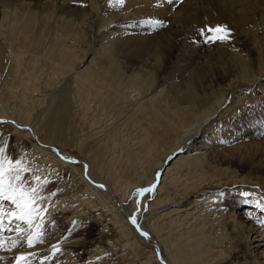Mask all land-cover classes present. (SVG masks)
<instances>
[{"label": "rangeland", "instance_id": "rangeland-1", "mask_svg": "<svg viewBox=\"0 0 264 264\" xmlns=\"http://www.w3.org/2000/svg\"><path fill=\"white\" fill-rule=\"evenodd\" d=\"M154 1L156 5H163L162 7H165L167 11L164 10L165 12L159 14L156 11H152L151 13L144 11H142L144 13H137L138 10H135L137 8H133L134 10H132L127 0H28L26 2L24 0H0V18L4 16V23L10 27L18 26L20 32H23L24 28L29 35L26 41L19 42L17 40L19 38L18 35L16 37L10 36L9 33L11 31L9 28L7 29L4 26H2L3 29L0 28V33L2 31L4 34L6 33V37H4L5 42H0L4 56V70L0 72V92L5 93L7 92L5 90L9 88L17 100L21 99L24 94L30 95L26 97L32 99L35 103H33L34 110L37 111L32 113L35 115V118L33 117L34 115L32 116L34 122L38 119L36 117L38 112H40V118L42 114L46 118L49 113L56 110L58 102L65 99L64 101L66 103L67 99L70 100L68 106H65L67 112L65 113V130L67 137H70L68 138L70 144L69 142H66L67 144L64 143V145L44 144L49 145V147L45 146V148L51 154H55L56 156L60 155L65 159L75 160L76 162L72 163L69 160L68 163L76 167L78 169L77 172L81 171L82 175L89 174L92 165L85 156V153H80L82 150L78 146L77 138H88L85 140L87 142H84L90 145L91 142L97 139L111 137L115 141L117 137L115 143L118 154V173L124 174L125 176L131 174L135 181H140L141 183L149 175L153 174L152 176L155 178L158 170L154 169V166L164 156L161 154L162 147H166L168 143L170 144L172 142L171 140L177 135L172 123L173 114H171L177 108L173 105L171 106V104L172 99L176 96L179 97L178 93L182 91H173L171 87L169 88L168 82L172 80L173 83L174 81H179L180 78L178 79L174 74L171 77L170 72L179 59L185 57L184 50L191 51L195 46L200 49L198 51L200 54H204L207 49L211 50L213 46L225 41V39L235 37L246 38L247 40L256 38L258 41L257 47H264V0H211L212 2L210 1L206 4L203 2L202 5L200 1L198 2L196 0ZM188 1H192L191 4L193 6L201 5L200 8H203L202 11L197 8L198 11H194V13L189 14L187 17L188 14L186 12L179 11L178 9H180L179 7L182 4L188 3ZM49 2L52 5H49ZM65 6L80 9L83 12L85 11L86 22L78 21L75 24L74 20H72L71 24L63 21L65 18L63 8ZM96 6V10L92 8ZM94 10L96 16L92 19ZM146 11L148 12V10ZM175 13H179V16L182 15V18L185 17V20L181 22L178 18H173ZM194 16L197 17L195 18ZM60 23L61 26L58 27ZM212 24L215 26H212ZM174 26L178 30H182L184 35L172 40V48L168 45L169 51L163 54L166 57L164 66L159 67L158 70H160L157 73H154L155 70H152L153 74L150 79L153 81L157 77V82L160 85L154 82L156 83L155 86L150 87L149 90L140 93V95L129 92L128 87L123 86L121 90L124 97H120V100H117V86L112 85V78L109 76V79L103 80L104 82L101 84V87L104 86L103 88L100 87V92L104 94L101 100L98 99L99 96L94 99L88 98L82 102L77 92L79 83L75 79L76 77H74V72L62 70L61 61L67 60L68 58L75 60L74 65L81 63L79 69L87 65L91 58H94L91 66L96 69L102 66L103 62L105 66H108L106 63L111 60L117 63L119 56L118 50L113 51L108 49L105 51L106 47L101 42L102 36L105 34L109 35L111 31L115 34L120 32L121 36L132 35L136 37L139 34L143 37H149L160 35L161 32L166 30L171 31L173 30L171 28H175ZM68 31L73 32V35L63 39L62 36ZM55 34H60L57 41H54ZM1 35L2 33L0 37ZM0 41H2L1 38ZM13 50L17 52L15 56L11 54ZM132 56L134 54L130 57ZM202 57H194V59L199 62L205 61ZM56 61H58V67L55 65ZM131 62L126 64L129 68L132 67ZM172 65L174 66L172 67ZM134 68L138 67L135 66ZM79 69L77 68V70ZM150 69L151 66L140 70V73L143 74ZM96 71L101 72V70ZM127 71L129 72V70ZM129 74L127 73V75ZM157 74L158 76H156ZM173 76L175 77L174 79ZM2 78L6 79L7 82L5 83L7 84V88L2 83ZM261 83L262 85L257 86L255 90L243 89L241 92L233 93L231 95L232 100H235L236 103L235 101H227L226 105L219 109V112L212 118L208 129L203 132L202 139L207 136L210 146L208 150L214 156L216 154L215 157H217L220 151H228L231 149L230 144L234 140H236L235 143H242V141L244 143L248 141L264 142V78H262ZM23 88L26 91L23 92ZM57 95L60 97L59 101L54 100ZM218 96V87H213L209 91V94H206L204 100L210 102ZM7 97L11 100L10 93H7ZM108 101H111V104ZM83 103L87 106L91 103V106L86 108ZM84 109L88 111H84ZM117 113L118 116H116ZM169 119L171 120L169 121ZM6 128V125L0 122V139L6 131ZM115 128L118 130L117 136H113L114 133L112 131ZM9 131L6 136V147L9 151V157L5 159L4 167L0 169V251H4L5 253L3 254L5 255L10 253L9 256L12 254L8 259L4 260L6 261L5 263L55 264L53 260H57L59 264H62L61 258L65 257V253L53 254L47 257V259L45 258L46 255H41L40 252L32 257V253L29 252L26 256L18 258V260L14 256L16 254L14 250L23 249L25 252H28L32 250L34 244H36L37 248L41 247L44 250L48 245V239L57 233L56 229H54V225L56 224L55 227L61 233V236L71 237L72 240L76 239L78 242L69 248L70 257H72V261L76 264H160L155 257V252L150 242L152 239L156 241V234H162L167 231L163 235L168 237V234L172 233V231L168 229V218L162 216L166 210L153 216L155 220L152 222L149 220L146 221V214L153 208L151 204L157 198V195L154 193H156L162 177H160V181L155 182L154 180V193L151 191L147 192L145 191L146 188L138 187V185H136L138 188L135 186L130 190L132 194L129 193L130 196L128 194L129 198L127 196L125 201H123V195L118 193V200L127 203L125 204L127 210H132L129 214L130 219H132L131 222L136 225L142 223L143 228L149 231L152 238L143 240L141 239L142 237L136 235V237L143 241L141 244L134 245L131 242L125 244L120 233L116 231L117 229L108 220L111 217V213H106L103 206L97 207L96 209L94 207H88L84 211L83 205L80 203L81 201L75 199L78 195L88 193L85 192V184L70 166L58 168L39 157V155L35 156L32 146V143L35 142L34 140L31 138L29 140L21 139L16 145L13 130L9 129ZM90 135L91 137L89 138ZM219 135L227 137H217ZM234 137L236 138L234 139ZM119 140L120 142H118ZM222 140L225 141L223 142ZM125 142L131 144L133 149L126 147ZM141 142L147 143V146L152 145L153 147L151 146V148L153 151L149 156L137 159L135 161L136 164L135 162H132L133 165L129 163L130 168H127L128 161L131 159V157L126 156L128 153L142 154L144 152L138 149L140 147L139 143ZM260 145L261 148L264 147L263 144ZM51 148L57 149L59 153L52 151ZM162 150L165 153L167 152V150ZM261 153L262 151L260 150L259 154L252 157L249 156V163L232 164L227 167L225 164L222 165L223 168L226 167L228 170L234 172L237 180L241 178H256L260 183L258 185L243 186L238 191L218 194L215 200L216 203L212 201L216 205L209 211V214L216 218L218 216L216 214L218 208H221L224 214L230 210L229 213H235L237 216L234 215V217L238 220L249 222L254 230L256 229L254 234H259L257 238L261 239L262 237L264 240V216L256 214L255 216L247 217L249 214H244L245 207L247 206H256L264 209V187H262V183H264V157L260 156ZM166 161H171V158H168ZM81 163H85L86 167L82 168ZM171 163L168 164V162H165V165L168 164L166 167L169 168ZM146 165L154 166L146 167ZM177 170V167L172 170V178L174 176L177 178L182 173L179 170L177 175H175L173 171ZM187 188L188 183L183 181L174 189L170 188L169 190L170 193L179 194L177 198L183 199L184 195L181 194V191ZM233 188L238 189V186ZM141 194L145 196L139 197V195L142 196ZM74 199L77 202L76 204H74ZM60 201H62V204H66L67 202L72 207L67 214H62L63 212L59 210L54 212L52 214L54 224H50L51 216L48 206L50 204L55 205ZM131 203H133L132 207L130 205ZM183 205H187V202H183ZM202 205L200 204L198 206V203H196L195 206H192L194 214L200 215V209H202V212L204 211ZM231 206H234L232 210ZM79 209L81 211H78ZM153 212H160V210ZM256 212L258 213V211ZM64 215H68L67 218L71 219L66 221L62 220L65 218ZM122 215L127 219L128 215L124 212ZM246 218L253 219V221L246 220ZM187 221L186 227L184 226L186 229L193 222L191 219ZM213 222L209 223L213 229L210 233L215 237L223 235L224 229L221 226L217 228L218 224ZM215 228H217L216 231ZM35 234L36 236H34ZM177 236L178 234H175L174 237L176 238ZM37 239H39V243H37L38 241L35 242ZM263 240H260L257 248L254 247L252 249L253 253L251 252V254L242 248L243 244L241 243L238 247L232 243L231 247L228 248L230 246H227L228 241H225L221 245L222 247L216 250V253H221L220 258L223 264H252L255 258L264 263ZM253 254L257 257L253 256ZM161 257L165 259L163 253H161ZM4 261L0 260V264L1 262L3 264ZM45 261L47 262L45 263Z\"/></svg>", "mask_w": 264, "mask_h": 264}, {"label": "bare ground", "instance_id": "bare-ground-1", "mask_svg": "<svg viewBox=\"0 0 264 264\" xmlns=\"http://www.w3.org/2000/svg\"><path fill=\"white\" fill-rule=\"evenodd\" d=\"M26 1L28 0H24V2ZM196 1L198 2L200 1L202 5L203 2L204 4H206L211 0H196ZM127 3H130L129 7L132 8V10H134L133 8H137L135 9L138 10L137 13L139 12L151 13L152 11H156V13L159 14L161 12L167 11L165 7H162L163 5H156L154 0H127ZM191 3L192 1L191 2L188 1V3L182 4V6L179 7L180 9L178 10L186 12L188 14L187 15L188 17L189 14L194 13V11H198L197 8L201 9L200 8L201 5L193 6V4ZM50 4L52 5V3L49 2V5ZM92 8L96 10L97 6ZM95 10L93 12V16L91 17L92 19L93 17L96 16ZM146 10H148V12ZM63 11H64L63 14L65 15L63 21H66L71 24H72L71 22L72 20H74V23L78 21L86 22L85 14H84L85 11L83 12V10L76 8L74 9L65 6L63 8ZM181 16H179V13L177 14L175 13L173 18L175 19L178 18L181 22H183L185 20L184 19L185 17L182 18ZM213 25L214 24H212V26ZM2 26L7 27V29L8 28L10 29L11 32L9 34L11 37L12 36L16 37L18 35L19 38L17 40L19 42L26 41L29 36L24 28H23V32H20V28L18 26H12V27L7 26L6 23H4V16L0 18V28L3 29ZM60 26L61 23L59 24L58 27ZM174 27L175 28H171L173 29L171 31L166 30L161 32L160 35L155 34L156 36H149V37H143L140 36L139 34H137L138 36L136 35V37H133L132 35L131 36L127 35V33H126L127 36H121L120 32L115 34L111 31L109 35L105 34L102 36L101 42H103L102 45H105L106 47L105 51H107L108 49L113 51L118 50L119 56L117 63L114 62V60L111 61L108 60L109 61L108 63L105 62L106 64H108V66H105L103 62V65L99 66L96 69L95 67L91 66L92 62L94 61L93 60L94 58H91L87 63V65L79 69V65L81 63H77L76 65H74L75 60L72 58H68L67 60L61 61L62 70H69L74 72L75 74L74 77H76L75 79L79 83V88L77 92L82 102L83 100H86L88 98L94 99L99 96L100 97L98 99L101 100L104 94L100 92V87L102 86L101 84H103L102 82H104L103 80L109 79V76L110 78H112V85L114 84V86H117V97H118L117 100H120V97H124L122 95V90H121L123 86L128 87L129 92H134L140 95V93L146 92L147 90L150 89V87L155 86L156 83L154 82H157V77L153 79V81L150 79L153 74L152 70H155L154 73H157L160 70V69L158 70V68L164 66L166 57L163 54L169 51L168 45L170 47L173 39H177L184 35V33H182L183 32L182 30H178L176 26ZM1 33L2 35L0 38L2 39V41L0 42H5L4 37H6V33L4 34L3 31ZM72 35L73 32L68 31L62 37L63 39H65ZM59 36L60 34H55L54 41H57ZM129 37H133V38H129ZM257 43L258 41L256 38H254L253 40L250 39L247 40L246 38L242 39L240 37H235L231 39L228 38L225 39V41H222L217 45L213 46L211 50L207 49L204 52V54H200V52H198L200 49L194 46V48L191 51L188 50L189 52L185 49L184 50L185 57H181L177 62V64L174 63L175 66L172 65V67L174 66V68L171 69L170 72L171 77L172 74H174L175 77L180 79L178 82L174 81V83L173 80L166 82H168L169 88L171 87L173 91L175 90L182 91L178 93L179 97L176 96L174 99H172V104L170 103L171 106L173 105L177 108L171 113L173 114L172 123L173 126L175 127L177 135L173 140H171L172 142L170 144L168 143L166 147H162V149L167 150V152L165 153L161 149V154L164 156L162 157V160L158 162L157 165L155 166L146 165V167L154 166V169H157L158 171L161 170L157 181H160V177H162V180L159 182L156 193H154L155 186H153V182L155 178L152 176L153 174L149 175V177L144 182L141 183L140 181H135V179L131 174L130 175L126 174L128 176V178H126L127 176H125L124 174L118 173V154H117V145L115 143L117 137L115 141H113L111 137H108L107 139L105 138L99 140L97 139L94 142L90 141L91 142L90 145L85 144V142H87L85 140H87L88 138L85 137L79 139L77 138L78 146L82 150L80 151V153L81 152L82 154L85 153V156L92 165V169L89 174L86 173V171L84 170V172L86 173L85 175L84 174L82 175L81 171L77 172L78 169L76 167H73L72 164L70 165L68 163L69 159L67 158L65 159L60 155L56 156L55 154H51L50 152H48L45 146L49 147V145H46L44 143L64 145V143L67 144L69 142L68 138L70 137H67L65 130V123H66L65 113H67L65 106H68L70 100L66 98L67 104L64 101L65 99L58 102V104L54 103L57 104L58 107L52 113H49L46 116V118H44L43 114L42 117L40 118L39 117L40 112H38L36 115L38 119L36 118L37 120L34 122L32 119V116L34 114L32 113H35L37 111L34 110V106H33L34 102L32 101V99L26 97L30 95L24 94L23 97H21V99L19 100L15 99L12 94V91H10L9 88H7L6 86L7 84L5 82L7 81L5 78H2V83L4 84V86H6L8 90H5L7 91L5 93L0 92V122L4 123L7 128L6 131L2 134V137L0 139V156H1L0 169L4 167L5 159L9 157L8 156L9 151L6 147V140H7L6 136L7 133L10 132L9 129H11L13 130L14 133L13 136L15 137L16 145L17 143H19L21 139L29 140L31 138L32 140L35 141L34 143H32L33 154L35 156L39 155V157L46 160L50 164L57 166L58 168L70 166L75 171V173L81 178V181L85 184V189H86L85 192L88 193L84 195H78L77 198L75 199H77V201L78 200L81 201L80 203H82L84 211L88 207L91 208L94 207L96 209L97 207L103 206L106 213L108 212L111 213V217L108 220L111 222V224H113L115 229H117L116 231L120 233L123 240L125 241V244L131 242L132 244L137 245L143 242L141 239L143 240L152 239L151 235L149 234V231L143 228L144 226L142 225V223L140 224L138 223V225L133 224V222H131L132 219H130L129 222V220H127L125 216L122 215L124 212L126 215L130 217L129 214L130 211L132 210L129 209L127 210V208L125 207V204L127 203L118 200V193L123 195L124 197L123 201H125L128 194L131 193L130 190L134 188L136 185H138V187L146 188L145 191L147 192L151 191L157 195L156 201L153 204H151V207L153 208H151V211H148L146 214V221L147 220H149L150 222L154 221L155 218L153 216H156L157 214L164 212L166 210V212L163 213L162 216L168 218V222H167L168 229H170L172 233H169L168 237H165L163 235L167 231L162 234H156L157 236L156 241L154 239H152L151 241L157 246L158 252L160 254V258L164 261V264H223L221 263V258H220L221 253L220 252L216 253V250L222 247L221 245H223L225 241L229 242L227 243V246L230 245L228 246V248L231 247L232 243H234L236 247H238L239 244L241 243L243 244L242 248L246 249L251 254V252L253 253L252 249L254 247L257 248V245L259 244L260 240H263L262 237L261 239L257 238L259 234L258 235L254 234L256 229L254 230V228L250 225L249 222H244L245 220L241 221L235 218L234 215L236 214L229 213L230 210L228 213L224 214L222 209L218 208L217 209L218 211L216 213L218 216L216 218L211 216V214H209L210 213L209 211L213 209V207H215L216 204H214V202L212 201H215L217 199L218 194L238 191L243 186L258 185L260 183L256 178H255L256 180L244 179V178L237 180V176L234 175V172L228 170V168L226 167L232 164L238 165V164L249 163L248 157L249 156L252 157L259 154L260 150L262 151L260 156L264 157V147L263 148L260 147L261 146L260 144L264 145V142L248 141L247 143H244L242 141V143L241 142L235 143L236 140L234 141L231 140L232 142L230 145L232 148L229 149L228 151L226 150L220 151V153L217 154V157H215L216 154L214 156V154L208 150L210 146L207 136L202 139V135L203 132L206 129H208L209 124L211 123L210 121L219 112V109H221L224 105H226L227 101L229 102L235 101L232 100L231 95H233V93L235 94V92L236 93L241 92L243 89L255 90L257 89V86L262 85L261 83L262 78H264L263 77L264 47L263 48L257 47ZM16 53L17 52L14 50L13 52H11V54H13L14 56L16 55ZM133 54L134 56L130 57ZM3 57H4L3 52L0 47V72L4 70ZM194 57H202L205 61L199 62L195 60ZM130 61H132L131 62L132 67L129 68L126 64ZM55 65L58 67V61L55 62ZM135 66H137L138 68H134ZM149 66H151V69L148 72L142 71L144 73L143 74L140 73L141 72L140 70L147 68ZM77 68L79 70H77ZM96 70H101V72H98ZM127 70H129V72ZM136 71L137 73L134 74V72ZM126 72L130 74L127 75ZM156 76H158V74ZM174 76L173 79L175 78ZM74 82L76 83V81ZM157 84L160 85L158 82ZM213 87H218L219 96L215 97L212 101L209 100L210 102L205 101L204 98L206 97V94H209V91L212 90ZM24 91H26L25 88H23V92ZM7 93L11 94V100L10 98L7 97ZM79 97L77 98L79 99ZM59 98H60L59 95H57L56 99L54 100L59 101ZM110 102L109 104H111ZM59 103L61 106L59 105ZM123 105L125 104L123 103ZM85 106L87 108L91 106V103L89 106L87 105ZM85 110L88 111L87 109H84V111ZM116 116H118V113ZM33 117L35 118V115ZM170 120L171 119H169V121ZM116 129L117 128L113 129L114 131H112L114 133L113 136L114 135L117 136L118 130ZM90 137L91 135L89 136V138ZM217 137H227V136L219 135ZM235 138L236 137H234V139ZM118 142H120V140ZM149 143L151 142L149 141ZM125 144L126 147H129V149H133L131 144H128L126 142ZM139 144L140 147H138V149L144 152L142 154L128 153L126 156L131 157V159L128 161L127 168H130L129 163L133 165L132 162H135L137 161V159H140L142 157L149 156L153 151L151 148L152 145L147 146V143L144 142H141ZM168 158H171V161H166ZM165 162H168V164L172 162L169 168L166 167L168 164L165 165ZM82 164L84 165V167H86L85 163ZM224 164L226 165L225 167L226 169L223 168L222 166ZM176 167L178 170L173 171V173L177 175L179 170L182 171V173H180L177 176V178L175 176L174 178H172L171 172ZM183 172L185 173L183 174ZM183 181L188 183V188L181 191L182 192L181 194L184 195V197L183 199H179L177 198L179 194L177 195L176 193H170L169 189L170 188L174 189ZM235 186H238V189L233 188ZM262 187H264V183H262ZM143 196L145 195L142 196L139 195V197H143ZM75 199H74V204L77 203ZM185 201L187 202V205H183V202ZM196 203H198V206H200V204L201 205L204 204L202 205L204 211L202 212V209H200L201 210L199 211L200 215H196L193 212L192 206H195ZM132 204L133 203L130 204L131 207ZM71 207H72L71 204H68L67 202L66 204L65 203L62 204V201L58 202L55 205L50 204V206H48L49 214L51 216L50 224L53 223L52 214L54 212L59 210L63 212L62 214H67ZM131 207L129 208L132 209ZM233 207L231 206V210L233 209ZM247 208L251 210L249 209L247 210ZM245 209H244L245 210L244 214L245 213L249 214V216L247 217H250L252 215L255 216L256 214L259 216L260 215L264 216V209L262 208H258L256 206H247L245 207ZM155 210H160V212H153ZM78 211H81V209H79ZM256 211H258V213ZM64 216L65 218L63 217L64 219H62L64 221L71 219V218H67L68 215H64ZM195 216L198 217L195 218ZM188 219H191V221H193L190 224V226H188V229L190 230L185 228ZM246 220L253 221V219L250 218L249 219L246 218ZM212 221L218 224L217 228L218 226H221L222 229H224L225 235L223 234L219 237L218 236L215 237L210 233L213 229L212 226L209 225V223ZM55 225H54V229H56L57 233L56 235H52L50 239H48V245L45 247L44 250H42L41 247L37 248L36 244H34L33 245L34 247L32 246L33 247L32 250L28 252H25L23 249L14 250V252H16L14 256L17 258V260L18 258L26 256V254L29 252L32 253L31 257L37 255V253L40 252L41 255L42 254L46 255V257L44 256L46 259L47 257L52 256L53 254L56 255L57 253H62V254L65 253L64 254L65 257L61 256L63 257L61 258L62 261L60 260L61 263L76 264L72 261V257H70L69 248H71L78 242L76 241V239L72 240L71 237L61 236L60 235L61 233L58 231ZM135 227H138L140 231H146L148 233L147 238L139 236L136 233L137 230L135 229ZM217 228H215V231ZM175 234H178L176 238L174 237ZM136 235L142 238L140 239L136 237ZM34 236H36V234ZM38 240L39 239L35 240V242ZM156 242H158L159 244ZM37 243H39V241ZM16 247L18 246L16 245ZM3 253L5 252L0 251V260L3 261L8 259L12 255L11 254L9 256L10 253H7L8 255H5ZM161 253H163L165 259L161 257ZM253 256L256 255L253 254ZM5 262L6 261H4L3 264H8ZM46 262L47 261H45V263ZM53 262L55 264L56 263L59 264V261L57 260L55 261L53 260ZM252 264H264V263L259 260H256L255 258Z\"/></svg>", "mask_w": 264, "mask_h": 264}, {"label": "water", "instance_id": "water-1", "mask_svg": "<svg viewBox=\"0 0 264 264\" xmlns=\"http://www.w3.org/2000/svg\"><path fill=\"white\" fill-rule=\"evenodd\" d=\"M51 150L52 151H54V152H58V150L57 149H54V148H51ZM71 162H74L75 160H73V159H69ZM76 162V161H75ZM82 164V163H81ZM82 168H84V165L82 164ZM161 171V170H160ZM160 171H158L157 173H156V177H155V182L157 181V179H158V176H159V174H160ZM127 220H129V222H130V217L128 216L127 217ZM135 229L137 230V234L139 235V236H142V237H145V238H147V236H148V233L146 232V231H140V229L138 228V227H135ZM151 244H152V246H153V249H154V252H155V257H156V259L159 261V262H161V264H164V261L160 258V254H159V252H158V248H157V246L153 243V242H150Z\"/></svg>", "mask_w": 264, "mask_h": 264}]
</instances>
